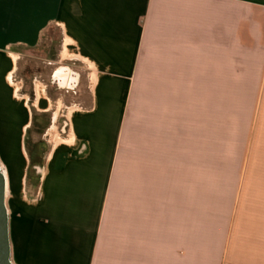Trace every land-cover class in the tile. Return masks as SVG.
<instances>
[{
    "label": "crops",
    "instance_id": "0c3cea01",
    "mask_svg": "<svg viewBox=\"0 0 264 264\" xmlns=\"http://www.w3.org/2000/svg\"><path fill=\"white\" fill-rule=\"evenodd\" d=\"M49 29L89 100L26 200L27 129L51 104L11 76ZM0 166L11 264H264V0H0Z\"/></svg>",
    "mask_w": 264,
    "mask_h": 264
},
{
    "label": "rangeland",
    "instance_id": "374dc122",
    "mask_svg": "<svg viewBox=\"0 0 264 264\" xmlns=\"http://www.w3.org/2000/svg\"><path fill=\"white\" fill-rule=\"evenodd\" d=\"M61 38L58 29H52L50 36L45 37L41 44L34 49H19V59H17L16 69L11 76V82L18 87L20 92H34L38 88L41 96H46L50 100L51 108L45 112L44 116H37L36 125L31 124L29 132L30 144L38 143L37 153L39 164L36 166V174L40 175L45 157L49 149L64 139V122L68 117V106L73 104H86L88 102L89 90L88 79L85 76L81 64L60 58ZM76 65V66H75ZM61 66L76 68L80 74V79L76 88L66 90L60 88L57 82L52 81L54 70ZM43 90V91H42ZM234 96L227 95L226 108V149L229 152L238 148L241 141L240 123L243 119V111L235 107ZM72 104V105H71ZM56 121L54 122V118ZM1 169L3 170L2 166ZM4 172V171H3ZM37 197V186L34 179L30 178L26 183L25 198L34 200ZM6 209L10 202V192L6 187ZM8 213V210H7Z\"/></svg>",
    "mask_w": 264,
    "mask_h": 264
},
{
    "label": "water",
    "instance_id": "95a60500",
    "mask_svg": "<svg viewBox=\"0 0 264 264\" xmlns=\"http://www.w3.org/2000/svg\"><path fill=\"white\" fill-rule=\"evenodd\" d=\"M5 198L6 180L0 166V264H11L8 239V213Z\"/></svg>",
    "mask_w": 264,
    "mask_h": 264
},
{
    "label": "trees",
    "instance_id": "16d2710c",
    "mask_svg": "<svg viewBox=\"0 0 264 264\" xmlns=\"http://www.w3.org/2000/svg\"><path fill=\"white\" fill-rule=\"evenodd\" d=\"M52 29H49L47 37L50 36ZM37 48V47H36ZM31 93V92H30ZM40 114V116H44L45 113H36L35 111L32 112V121L31 124L34 126L36 125V119L37 116ZM30 128L31 126L27 129V133H26V137H25V141H24V147L29 159V165L27 168V174H26V183H28V181L30 180V178L34 179V184L36 186H38L39 184V178L40 175H35L36 174V166H38L39 164V159H38V153H37V146L38 143H32L30 144V140H29V132H30Z\"/></svg>",
    "mask_w": 264,
    "mask_h": 264
},
{
    "label": "flooded vegetation",
    "instance_id": "af4514ba",
    "mask_svg": "<svg viewBox=\"0 0 264 264\" xmlns=\"http://www.w3.org/2000/svg\"><path fill=\"white\" fill-rule=\"evenodd\" d=\"M52 81H54V82H58V80H57V78H55V77H53L52 78ZM63 81V80H62ZM66 84L68 83V81L66 80V81H64ZM37 168V167H36Z\"/></svg>",
    "mask_w": 264,
    "mask_h": 264
}]
</instances>
